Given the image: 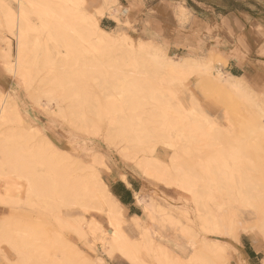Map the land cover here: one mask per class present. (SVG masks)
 <instances>
[{
    "label": "rangeland",
    "instance_id": "374dc122",
    "mask_svg": "<svg viewBox=\"0 0 264 264\" xmlns=\"http://www.w3.org/2000/svg\"><path fill=\"white\" fill-rule=\"evenodd\" d=\"M2 1L5 4L7 3L13 10L18 9V4L15 0H1L0 5ZM107 1L105 0L104 2ZM48 2L53 6L59 4L58 0H49ZM91 2L92 0H86L78 12H94L97 7L92 6ZM0 7V95H6L8 101L17 106L18 113L23 119L22 122L9 121L2 123L0 126V141L8 135H10L8 137L13 135L11 141L19 146L25 144L31 147L40 144L44 146L49 144L54 147L59 146L71 151L85 166L90 165V163L93 164V157L103 155V159L111 170L107 171L96 164L95 166L100 171V176L109 184L113 177H119L122 172L126 174L129 172L136 178L138 177L141 186V191L138 194L145 201L155 203L159 210L157 213L159 216L158 220L151 224L149 230L150 240L155 239V243L151 245H156L152 249H155L154 253L151 251L147 255L150 256V259L152 254L156 255L168 250L171 256L175 254L174 257H179L183 264H203L206 261L208 263L206 262L205 264H251V262L255 264L257 261L264 264V135L262 132L254 130L255 125L264 126V94L251 90L247 82L241 80L252 91L249 92L251 98L253 97L260 103L261 109L263 108V111H260L261 109L250 107L238 97L231 95L225 88L217 84L214 78L201 69L207 65L212 67L213 70L219 67L226 71L225 68L228 66L226 55L220 50L212 48H200L199 50L191 48L181 51L169 50L167 44H164L161 40L147 39L142 35H138L133 26L128 24L127 21L123 25L118 16L120 21H118V26L115 29L122 30L130 35L132 40L135 43L137 42L136 44L152 42L166 56H173L178 60L181 59L180 61L187 60L192 65H199L187 69L184 79L179 78V80L170 82L169 85L161 88L162 90L159 89L161 92L167 93L168 98L171 99L169 100L171 106H183L182 110L184 113H187L192 120L199 122L201 129L204 128L207 132L203 130L207 138H209L208 133L216 138L213 140L211 136L208 141L205 137L208 146L207 152L204 150L207 154L203 153L205 156L202 154L203 151L198 150L182 154L180 141L171 124L167 122L163 126L160 125V122L158 124V119L150 121L154 119V117L151 118V114L155 112L156 106L154 105H156V100L148 98V100H154V102H149L146 100L147 98L143 99L142 107L136 109L135 114L138 112L135 115L136 117L134 116V111H131L133 114L129 117L131 112L125 110L127 108L126 104L117 102L122 98L120 96L124 97L123 100L127 99H125L122 90L118 86V70L114 71V68L107 66V60L106 65L104 62H100L99 65L101 66H97V62L94 61V66L89 65V63L91 64L89 62L90 59L91 61L94 60L92 59L94 56L92 53L85 52L84 49L79 50L80 53L75 54V57L72 56L73 60L78 57L73 63V60H69L67 49L58 46L57 42L52 40V38H46L48 37L46 31L40 33L36 30L30 31L31 42L37 43V51L29 48L28 44L25 45L26 48H23L20 53L21 60L17 64L19 77L13 76L8 68L9 66H15L14 63L19 57L17 37L11 34V31L8 32L7 21H4L6 17L5 15L4 18L2 16L5 13V9L3 5ZM184 11L185 9L182 8L181 12L183 15L185 14ZM26 16L30 24L40 28L41 18L38 15L27 11ZM35 36L38 37L35 38ZM41 47H43V50H41ZM4 53H7V55L5 56ZM35 58L36 61L32 63ZM49 58H51V61ZM63 60L65 62L68 61L65 63ZM31 63L33 70L29 80L22 82L20 80V78H23L22 73L27 69V65ZM57 65L59 68L67 67L71 74L74 75L77 84L81 85L82 88L80 92L77 90L79 93L75 95L67 94V97L63 98L54 97L55 101L50 98L51 94L48 91L54 85L52 75ZM112 69L114 70L112 71ZM71 85L72 83L68 81L66 88H70ZM115 86L116 90L114 89ZM117 88L120 90L118 95L116 94ZM160 91L156 92V94H160ZM115 101L119 106L123 105L124 109L114 105L116 104ZM148 102L149 104L147 105ZM58 109H61L60 111H62V116L64 117L57 115ZM138 109L140 111H137ZM126 113L128 114V119L125 116L127 115ZM119 115L127 120L134 116V119H136L134 121L135 125L133 120H131L132 118L128 121L133 124L134 128L139 127V129H142L140 127H143L146 121H149L147 123L148 128H151L153 123L155 125L152 128H155L158 124L155 130L162 132L163 129V132L157 136L154 129L149 128L155 137L152 136L151 132L146 135L145 138H149L150 142L148 144L157 145L156 149L160 155L159 157L164 159L161 161L166 165H169L167 162H170L172 156H178L179 154V162L183 167L187 166L185 169H188L191 173L193 180L196 182L195 188L199 189L198 191L203 199L201 198L195 202L191 192L182 187L181 181L176 177H173V183L170 187L163 185L160 181L145 179L137 165V161L141 157V151L136 145H132L135 142H132L133 139L129 135L121 134L118 130H115L116 125H118L117 121H119L115 116ZM120 116L117 118L123 120ZM17 134L23 137L20 138ZM162 134L167 136V139L161 136ZM248 136L253 140L249 141L247 139ZM12 138L15 139L13 140ZM245 140L247 143H245ZM165 141L167 142L166 144H164ZM236 144L243 145L242 147L246 144L248 146L251 145V148L250 146L246 147L247 151H242L244 152V154L242 153L244 156H242V159H238L236 162L228 159L227 161L229 162L226 161L227 163L220 165V168L214 166L215 171L211 169L214 175L212 172L210 175V171H206L205 168L200 166L205 159L209 158L211 151L214 153L220 145L232 148V146L237 147L238 145ZM129 145L132 151V156L129 155L130 160L128 157L126 159L120 152L122 148L129 147ZM212 146L215 148L213 149ZM209 148L214 151H210ZM209 151L210 153H208ZM133 154L138 155V157L135 156L134 160ZM2 159V154H0V162ZM201 159L204 160L202 161ZM241 160L244 162L242 161V163ZM43 167V165H37L41 173L46 169ZM8 171L9 169L6 168L7 175L3 177V181L9 184L16 182V185L21 184L22 186L20 185L21 188L19 185L17 186V192L20 194H17V192L13 193L14 198L0 200V264H80L84 257L93 261V263L99 262V264H116L112 259L119 261L120 264H130L126 258L119 254H115L113 258L104 256L97 248H92L87 240L81 236L79 237L75 230L66 229L68 226L64 224V222L67 223V217L76 218L78 216L85 219L95 217L106 227L104 214L95 211L86 213L76 205L63 207L55 204L53 207L37 198L35 201L31 200L27 198L28 187L23 176L22 179L17 173L19 171L16 172L18 176L14 173L15 171L11 174ZM240 192L244 193V195H241ZM16 194L19 196H15ZM243 196H247L251 200L255 198L253 201L250 200L249 203L246 201L248 198ZM134 210V208L130 209V206H125L127 221H131L129 216ZM139 214L142 215L143 212ZM225 214L228 217L231 215L229 217L231 220L228 218V222L230 220L229 226L225 225L227 222ZM222 216L226 220L225 226L216 227L224 222L221 220L223 219ZM27 231L30 232L28 233ZM22 232L26 234H21ZM140 233L139 230H136L135 233H131V237L138 239L141 236ZM10 236L20 245L24 244L23 247L25 246L24 250H26L28 260L20 257L9 246L10 242L7 239ZM55 238H58L57 242ZM247 242L256 249L261 250V253L258 254L260 261L258 259L248 260L246 248L243 246ZM196 254H201L202 257L206 258V261L203 258L201 259V255L199 257ZM198 261L203 262L198 263Z\"/></svg>",
    "mask_w": 264,
    "mask_h": 264
},
{
    "label": "bare ground",
    "instance_id": "6f19581e",
    "mask_svg": "<svg viewBox=\"0 0 264 264\" xmlns=\"http://www.w3.org/2000/svg\"><path fill=\"white\" fill-rule=\"evenodd\" d=\"M15 1L18 4L17 10H13V8H11L7 3L5 4L4 1H2L1 4L4 6L5 9V13L1 15L3 16V18L4 15L6 17L4 21H7L6 25L8 24V32L11 31L10 33L16 35L17 37V50L19 51V57H17L16 63H14L15 66H9L8 68L9 72L13 76L16 75L17 78L19 77V69L17 67V64L21 60L20 53L23 51V48H26L25 45L28 44L29 48L34 51H37V43L31 42L32 38L30 37V31L36 30L39 31V33L42 31H46L49 34H46L48 36L46 38H52V40H55V42H57L58 46L67 49L70 61L73 60L72 56L75 57V54L80 53L79 50L84 49L85 52L87 51L88 53H92L94 56V58L92 57V59L94 60L91 61L90 59L89 62H91V64L89 63V65L94 66L95 63L93 64V61L97 62V66H101L99 65L100 62H104V64L106 65L108 61L107 66L109 65V67L115 69H112V71L118 70L119 77L115 75L118 77V86L122 90V94L125 96V99H127L123 100L124 97L120 96L122 97L120 101H117V99L115 100L118 103L121 102V104L125 103L127 106V108L125 109L126 111H134L133 113L135 116L138 113L137 112L135 114L136 109L142 107L141 103L143 99L147 98L146 100H148V98H150L156 100V105H154L156 106V109H154L155 112L151 114V118L154 117V119L150 121L152 122L155 121V119H158V124L160 122V125L164 126L167 122L171 124V127L173 128V130H175L176 136L180 141V151L182 152V154L191 153L193 150L203 151L202 154H207L204 152V150L208 148L207 143L205 141L207 135L205 136V133L203 132V130L205 131V129H201V126L197 120H192L189 115H187V113H184V111L182 110L183 106H171L169 102V100L171 99L168 98L167 93H163L159 90L169 85L170 82L179 80V78L184 79V77H186V70L193 66L197 67L199 66L198 64L192 65V63L188 62L187 60L180 61L181 59L178 60L176 57L166 56V54L159 48H156V46H154L152 42H143L136 44L137 42L135 43V41L132 40L131 36L122 30L105 29L100 24V18L105 15L104 13L107 11H105V7L107 6L101 5L100 7L96 8L94 12L91 13H79L78 11L81 10V5L85 4L86 0H58L59 4L57 6L51 5V3L48 2L49 0ZM27 11L33 12L41 18L40 28L35 27V25L30 24L27 21ZM112 17L120 21L118 15L115 14ZM37 37L35 36V38ZM41 50H43V47H41ZM7 53H4L5 56L7 55ZM47 56L49 55L47 54ZM50 59L51 58H49V60ZM75 59L73 60V63H75ZM35 61L36 58L33 59L32 63ZM63 61L65 62V60ZM32 63L30 65H27V69H25V71L22 73L23 78H20L22 82L29 80V77L33 70V67L31 66ZM65 63L63 64L65 65ZM60 64L62 65V63ZM59 66L57 65V67H55L54 73L52 75L54 85L51 87L50 91H48L50 92V98L52 99H54V97L57 98L58 96L60 98L67 97V94L75 95L79 93L82 88L81 85L77 84L74 75L71 74L67 67L59 68ZM201 69L207 72V74H209L212 78H214L216 83L225 88L231 95L238 97L250 107H255L259 110L261 109L260 103L256 101L253 97L251 98V94H249V92L252 91L241 81V78H233L232 75L225 74L224 71L219 67L213 70L212 67H208L206 65L204 68ZM20 80H18V82H20ZM68 81L72 83L70 88H66ZM114 89L116 90V86ZM77 90H79V92ZM119 91L120 90L118 89L116 93L117 95ZM158 91H160L161 93L159 92L160 94H156V92L158 93ZM162 93L166 95H163ZM54 100L56 101V99ZM154 100L148 101L154 102ZM149 102L147 103V105L149 104ZM9 103L10 101H8L6 95L1 94L0 126L2 123H7L9 121H23V119H21L22 117H20V114L18 113V110L16 108L17 106H14V104ZM118 103L114 105L119 106ZM122 106L119 107H121V109H124V107ZM58 110L56 112L57 115L59 117H64L62 116V111H60L61 109L59 110V112ZM137 111L140 110L138 109ZM260 111H263V108ZM133 113H129V117L132 116ZM119 116H115L116 119L119 120L117 121L118 125L115 124L117 128H115V130H118V132L121 134L129 135L133 139L132 142H135L132 145H136L137 148H139V151H141V157H139L140 159L137 161V165L140 168L141 173L145 177V179L152 181H160L163 183V185L170 187L173 183V177H176L181 181L182 187L186 188L191 192L195 202L200 200L202 196L201 193H199L198 191L199 189L197 190L195 188L196 182L195 180H193L189 170L185 169L187 166L183 167V165L179 162V154L178 156H172L170 162H167L169 163V165H166L164 164V162L161 161L163 158L160 159L159 157L160 155L158 154V151L156 149L157 145L154 146V144H148L149 138L145 137L150 132L152 134V130L150 131V129H154L158 136L159 133L161 134L163 132V127L161 128L162 132H158L155 130L158 124L155 126V128H152L154 127L153 125H155L153 123L152 127H149V129L147 127V123H149V121H146V123L144 122L143 127H140L142 129H139V127L134 128L133 124L136 120L134 119V116L133 118L131 117L132 119L130 118L131 120H133V124L128 122L130 121V119L127 120L129 118L128 114L125 115L126 118L128 117L127 119H123L124 117L122 118L120 116L123 120L118 119L117 117ZM254 128V130L262 132V134L264 135V126L255 125ZM208 135L209 138L212 136L211 138H213V140L216 139L210 133H208ZM8 136L5 137V139L3 138L4 141H2L3 139H1L0 141V154H2L3 157L2 161L0 162L1 201L5 200L6 198H14L13 193L15 194V192L18 191L17 186L19 185H16V182L9 184L3 181V177L7 175L6 168L9 169V174L14 171V173L19 171L20 173H17L20 175L21 178L23 176L24 180L27 182V198H30L31 200L33 199L34 201L37 198L51 206L55 204L61 205L63 207H70L76 205L79 209L85 211L86 213L95 211L104 214V216L106 217V227L105 225H102L95 217L87 219L78 216L76 218L67 217V223L64 222V224L68 226L66 227V229L70 228L69 230H75L79 237L81 236L83 239L87 240V242H89L92 248H97L104 256L112 258L115 254H119L120 256L126 258L130 262V264H183V262L181 263V260H179V257H174L175 254L171 256L167 249V251H162L161 253L158 252L159 254H152L151 259L149 258L150 256H147L149 255V253H151V251L153 253L155 251V249H152L153 246L156 245H151L155 243V239L150 240L151 235L149 230L151 224L155 220H158V207L152 201H145L144 198H142L137 193V203L141 205L143 214H131V216H129L131 221H127V215L125 214V204L113 195L110 190L109 182H107L104 178L100 176V171L95 166L96 164L97 166L99 165L102 168H105L107 171L111 170L109 165H107L105 160L103 159V155H95L96 157H93V164L90 163V165L85 166L72 154L71 151L65 150L59 146L54 147L51 144H49L48 146L40 144L35 145L33 147L28 146L26 144L19 146L15 142L11 141V137L13 135L11 137ZM152 136L155 137V135L153 134ZM161 136L166 137L167 139V136H164L163 134ZM14 137H16V135H14ZM19 137L22 138L23 136L19 135ZM209 138H207V140ZM247 139H249L250 141L251 137L249 138L248 136ZM167 142L165 141L164 144H166ZM245 143H247L246 140ZM130 145L129 147L126 146L127 148L124 147V145V148H122V151H120L122 152L123 156H125L126 159L128 157L129 160V155L132 156ZM236 145L238 146H232V148L220 145L217 151H214L213 149L215 147L212 146L213 149L209 148V150H213L214 153H212L211 151V155L208 159H205L206 161L204 159H201L202 161L204 160V162H201L202 164L200 166H202V168H205L206 171H210L209 174L212 172L214 175V172L211 171V169H214L215 171L214 166L220 168V165H224L229 162L227 161L228 159H230L232 162H236L238 159H242L244 157V152L242 151H247L246 147L248 146V144H246L244 147H242L243 145L240 144ZM249 146L251 148V145ZM210 151L208 153H210ZM133 155V160L135 156L138 157V155L136 154ZM190 156H192V154H190ZM181 158L179 159L181 160ZM242 161L243 160H241V162ZM37 165H43L46 168L45 169L43 167L45 171L41 173V171L38 170ZM17 173L16 176H18ZM126 176L127 174L123 172L119 175L121 179H126ZM17 194L20 193L17 192ZM17 194L15 196H19ZM242 194L244 195V193H241V195ZM249 197H247L248 200H246L248 202L251 200ZM254 198L251 201H253ZM223 216V219L221 220L224 222L217 225L216 227H219L220 225L223 226L226 220L228 222V218L231 215H229L228 217L225 214V217H227L226 220ZM230 220L228 224H226V222L225 225L229 226ZM136 230H139V233L141 232V236L138 239L131 237V233H135ZM23 233L25 232H22L21 234ZM55 239L57 242L58 238ZM7 240H9V246H11L14 252H16L23 259L28 260V255L25 252L26 250H24L25 246L23 247L24 244L20 245V243H18L16 240H13L11 236ZM78 253L81 255L80 252ZM202 258L204 259V261H206V258L202 257L201 255V259ZM82 260L83 261L80 264H99V262L93 263V261L88 260L85 257ZM202 262L203 261H198V263ZM205 263L203 262V264Z\"/></svg>",
    "mask_w": 264,
    "mask_h": 264
},
{
    "label": "crops",
    "instance_id": "0c3cea01",
    "mask_svg": "<svg viewBox=\"0 0 264 264\" xmlns=\"http://www.w3.org/2000/svg\"><path fill=\"white\" fill-rule=\"evenodd\" d=\"M104 1L92 0L91 3L95 8L107 6L105 15L100 18L105 29L118 26V20L112 17L116 14L123 25L127 21L138 35L161 40L169 50H220L228 59L224 72L245 80L251 90L264 94V0ZM110 182L113 195L125 206L135 209L131 214L142 213L136 198L141 191L138 177L127 172L126 179L113 177ZM243 246L249 261L261 260L258 256L261 250L248 242Z\"/></svg>",
    "mask_w": 264,
    "mask_h": 264
},
{
    "label": "trees",
    "instance_id": "16d2710c",
    "mask_svg": "<svg viewBox=\"0 0 264 264\" xmlns=\"http://www.w3.org/2000/svg\"><path fill=\"white\" fill-rule=\"evenodd\" d=\"M124 202H126V200L125 199H123V198H121Z\"/></svg>",
    "mask_w": 264,
    "mask_h": 264
}]
</instances>
